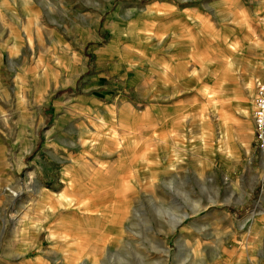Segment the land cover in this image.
<instances>
[{
	"label": "rangeland",
	"instance_id": "374dc122",
	"mask_svg": "<svg viewBox=\"0 0 264 264\" xmlns=\"http://www.w3.org/2000/svg\"><path fill=\"white\" fill-rule=\"evenodd\" d=\"M224 1L0 0V137L5 159L16 166L8 177L0 174V264H264V166L252 135L264 51L259 71L247 43L264 46V27L252 18L255 0ZM3 22L25 33L14 50ZM109 22L121 50L128 51L127 42L143 48L156 41L150 48L173 59V67L183 65L175 56L184 55L197 78L210 81L195 91L184 86L177 99L180 89H164L161 103L181 100L184 107L180 126L165 135L176 147H162L159 161L137 147L123 164L97 165L102 136L97 147L76 142L77 110L98 111L89 102L98 87L89 88V80L101 65L115 62L108 53L97 60L93 50L111 41ZM231 27L245 41L228 40ZM114 79V90L125 89L123 79ZM195 103L202 116L194 114ZM197 115L209 121V131L197 126ZM138 132L136 143L143 146L144 130ZM80 154L93 158L87 162ZM96 170L101 181L87 189L96 199L78 198L86 193L79 177ZM73 177L66 194L63 185ZM61 188V198L52 193ZM26 209L39 215L42 230H17L15 219Z\"/></svg>",
	"mask_w": 264,
	"mask_h": 264
},
{
	"label": "crops",
	"instance_id": "0c3cea01",
	"mask_svg": "<svg viewBox=\"0 0 264 264\" xmlns=\"http://www.w3.org/2000/svg\"><path fill=\"white\" fill-rule=\"evenodd\" d=\"M235 1L238 0H226L224 2L232 3ZM24 2L27 3L28 0H24ZM254 3L255 4L251 6L252 18H254L257 23L262 24V27H264V0H255ZM18 10L22 12L21 8H18ZM228 17L230 19L229 23L234 24L231 19L232 16L229 15ZM1 24L5 33V37L8 41H10L8 46L9 49L14 50L13 47H16L18 35L21 34L22 36L25 33L19 32L20 29H18L16 25L8 26L6 22ZM107 31L112 34L111 41L106 44L95 46L93 50L97 54H95L97 60L106 58L108 55H104V53H108L115 60V62L109 63L105 67H102L101 65V67L96 70L89 80V88L98 87V89H95L94 91L96 96L89 99V102H92L91 105L94 108H97L98 111L95 110L93 113L91 112L90 108L86 107H82L80 110H77V113L73 118V121H76V123L73 124V127L76 128V142H78L81 147H97L98 144H100V138L102 136L103 143L101 147H97V150L95 151L96 161L94 163H97V165H101L105 161L106 164L121 163L124 161L123 159L125 155L128 157L127 160L134 158V153L137 151V147H144V156L145 158L149 159V161H151L153 157H155L156 161H159L157 153L162 149V147H176L175 144L168 145L165 142V135L169 129L180 126V123H177V121L179 116L183 113V110H180L184 107L183 101L181 100H175L170 103H161L159 101V97L164 95V89L167 87H175L180 89L179 91H176V95L174 94L175 99H177V94L183 92L182 88L184 86L192 87L195 91L196 88H199L200 86H203L205 82L209 83L210 81H204L197 78L198 76H196L194 73V70L196 69L184 55H178L179 57L175 56L176 60L180 61L184 66L181 65V67H179L176 64V68L173 67V59L169 57L168 60H165L162 58L161 54L156 53L155 51L153 52L152 48H150L152 45L156 44V41L145 42L143 48H140L134 43L129 44L127 42L125 47L128 48V51H125L121 50L118 46L117 40L115 39V30L111 27V22L108 24ZM83 32L84 30L82 29H79L78 31L81 37H83L84 33H86ZM231 32V37L228 38V40L231 42L234 40H238L239 42H241V40L245 41L241 34L235 35V33H233V27H231ZM52 37L54 38V36ZM247 43L253 48V52L255 54L254 66L256 69L261 71V59L259 56L264 51V46L258 40H255L252 43L247 41ZM129 45H133V48H131ZM191 59L192 62H196L197 56H193ZM186 60L191 64V67H186ZM71 63V59H68L66 62L69 69H71ZM184 67L187 68V71ZM130 68L133 69V72L132 75L128 77L127 72ZM188 68L191 69L190 73V69ZM193 68L194 70H192ZM82 69L86 70L85 67ZM199 69H201L200 66ZM196 71L198 72V70ZM114 78H118L120 80L123 79V87L125 89L114 90L111 87V81L117 80ZM37 79L40 81L39 77ZM127 89H132V91L130 90L128 94ZM114 91L116 94H114ZM118 91L123 92L121 93ZM197 91L194 93L196 99L199 98V91ZM97 96H100V98L102 96V98L104 97L105 100L98 101ZM137 97L141 99H138ZM141 100H145V103L142 106H137L136 104ZM193 110L194 114H198L199 116L201 115L198 103L193 105ZM198 115L196 122L197 126L199 125L201 128L203 126V130L208 128L206 125L210 124L209 121L205 117L199 119ZM168 121H171V123H167ZM87 122H90L92 126H94V129L87 128L85 124ZM108 126L113 128L112 130L114 133L112 135H110L111 132L108 131ZM141 129L144 130L146 137L145 144L143 146H140L136 143L138 137L137 134H139L138 131ZM206 130L209 131V129ZM90 132L92 137L89 138V140L84 138L86 136L89 137ZM85 140L91 141V143L86 141V144L83 145L82 143ZM50 145L51 147L55 148V150L57 149L54 143H50ZM6 150L7 149L3 139L0 137V174L8 177L9 173H13V170L16 166L12 168V165H9V162H7L5 159L4 153ZM83 152L93 153V150L83 149L82 153ZM100 155L105 156L104 161H101ZM78 156L81 160L84 158L86 161L89 159V157L93 158V156L85 154H80ZM67 172L69 171H65L66 174H68ZM85 175V177H79V181L81 185L85 186L86 193L81 194L78 198L85 201H87V199L94 200L96 197L91 196L87 189L95 179L96 182L101 181L100 177L102 172L96 170L95 173H89ZM259 177L260 175H257L256 179ZM73 179L74 177L72 179L68 178V181L63 185V188H67L66 194L70 188L75 186L74 183L76 181ZM63 188L52 193H58L57 196L61 198L62 194L59 192ZM8 191L11 192L10 190ZM44 191H47V189H44ZM17 194L18 191L16 190L12 192L13 196H17ZM46 194L47 193L45 192L44 195ZM69 199L72 200L73 197H69ZM85 206L86 203L84 202V207ZM14 223L17 230L22 231L27 227L29 230L31 229V231L35 232L42 230L39 228V215L34 214L29 209H26L17 215ZM16 247L22 248L23 243L16 245Z\"/></svg>",
	"mask_w": 264,
	"mask_h": 264
},
{
	"label": "built area",
	"instance_id": "2783aa9c",
	"mask_svg": "<svg viewBox=\"0 0 264 264\" xmlns=\"http://www.w3.org/2000/svg\"><path fill=\"white\" fill-rule=\"evenodd\" d=\"M253 143L264 162V78L257 81L252 97Z\"/></svg>",
	"mask_w": 264,
	"mask_h": 264
},
{
	"label": "bare ground",
	"instance_id": "6f19581e",
	"mask_svg": "<svg viewBox=\"0 0 264 264\" xmlns=\"http://www.w3.org/2000/svg\"><path fill=\"white\" fill-rule=\"evenodd\" d=\"M261 163L263 164V166H264V162L261 160ZM184 216H186V214L185 215H181V216H177V217H175V221H174V224H173V227L181 220V219H183L182 217H184ZM185 218V217H184Z\"/></svg>",
	"mask_w": 264,
	"mask_h": 264
}]
</instances>
